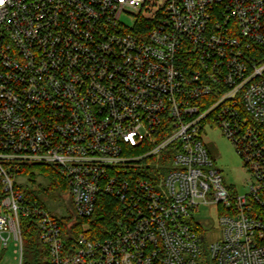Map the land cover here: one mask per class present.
Returning <instances> with one entry per match:
<instances>
[{
    "label": "built area",
    "instance_id": "obj_1",
    "mask_svg": "<svg viewBox=\"0 0 264 264\" xmlns=\"http://www.w3.org/2000/svg\"><path fill=\"white\" fill-rule=\"evenodd\" d=\"M206 126L244 161L246 193L226 184ZM31 165L58 168L73 219L104 197L121 216L104 238L64 231L17 188ZM201 205L221 209L208 245ZM22 217L45 264H264V0H3L0 247L13 241L19 264Z\"/></svg>",
    "mask_w": 264,
    "mask_h": 264
},
{
    "label": "trees",
    "instance_id": "obj_2",
    "mask_svg": "<svg viewBox=\"0 0 264 264\" xmlns=\"http://www.w3.org/2000/svg\"><path fill=\"white\" fill-rule=\"evenodd\" d=\"M171 156L166 155L160 162H169ZM151 162H157V159H151ZM167 171V170H166ZM153 172L156 179L165 175V171L161 174ZM21 173L27 174L30 178L31 187L28 185H19V190L25 191L29 196L35 197L44 204L40 198L39 192L48 193L50 196H61L68 190V185L65 179L60 174L57 167L49 165H31L24 166ZM39 177H44L48 183L42 185L38 182ZM45 205V204H44ZM64 231L70 230L77 234L84 231L91 239L104 238L107 231L115 224L117 218L121 216V208L117 201L110 197L100 199L99 205L94 214L90 217L73 219L72 216L61 217L57 215ZM22 233L24 239V259L23 264H45L48 259V253L45 245L41 242L39 236V228L37 221L33 217H22ZM88 225V229H84L83 225ZM5 249H3L4 251Z\"/></svg>",
    "mask_w": 264,
    "mask_h": 264
},
{
    "label": "rangeland",
    "instance_id": "obj_3",
    "mask_svg": "<svg viewBox=\"0 0 264 264\" xmlns=\"http://www.w3.org/2000/svg\"><path fill=\"white\" fill-rule=\"evenodd\" d=\"M132 17H134V15L128 13L123 15V19L127 22H130ZM203 140L216 162L215 165L222 170L226 184L233 186V191L236 190L240 193H246L248 185L250 184V173L245 168V163L236 151L233 143L223 135L221 129L211 126H206L203 133ZM26 177L29 178L28 175ZM27 178L17 177V179L23 182H25ZM37 180L39 183H42V185L48 183L44 177H39ZM30 183L29 178L26 185L31 187L32 185ZM66 193L55 197L45 192H39V195L45 206L51 210L52 213L61 217H66L71 215V201L67 198ZM220 214L221 209L217 205L212 207L201 205L194 215L193 220L195 226L205 237L204 242L206 245L218 241L221 238V227L219 224ZM88 227V225H85V229ZM16 248L13 241L9 243L4 251L0 247V264H19Z\"/></svg>",
    "mask_w": 264,
    "mask_h": 264
},
{
    "label": "snow or ice",
    "instance_id": "obj_4",
    "mask_svg": "<svg viewBox=\"0 0 264 264\" xmlns=\"http://www.w3.org/2000/svg\"><path fill=\"white\" fill-rule=\"evenodd\" d=\"M0 3H3V0H0Z\"/></svg>",
    "mask_w": 264,
    "mask_h": 264
}]
</instances>
